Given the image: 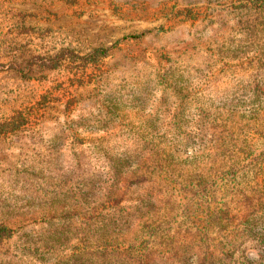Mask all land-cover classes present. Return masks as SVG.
Masks as SVG:
<instances>
[{
  "label": "rangeland",
  "instance_id": "374dc122",
  "mask_svg": "<svg viewBox=\"0 0 264 264\" xmlns=\"http://www.w3.org/2000/svg\"><path fill=\"white\" fill-rule=\"evenodd\" d=\"M18 118L0 264H264V0H0Z\"/></svg>",
  "mask_w": 264,
  "mask_h": 264
},
{
  "label": "trees",
  "instance_id": "16d2710c",
  "mask_svg": "<svg viewBox=\"0 0 264 264\" xmlns=\"http://www.w3.org/2000/svg\"><path fill=\"white\" fill-rule=\"evenodd\" d=\"M95 52H99V51H95ZM51 66V65H50ZM7 124L9 125L8 127L6 128H3V126H0V133H4L5 131H8V130H13V129H17L20 127V125L22 124L21 123V118H18V119H15V120H12L10 122H7ZM3 130V131H2ZM221 222H223V220H221ZM7 233L8 232V229L4 226H0V238L4 236V233ZM99 254H101L100 251H98ZM147 260V258H142V259H138V264H145V260Z\"/></svg>",
  "mask_w": 264,
  "mask_h": 264
}]
</instances>
